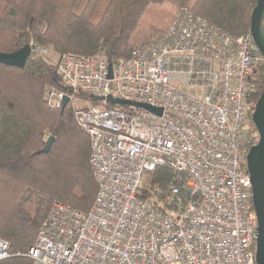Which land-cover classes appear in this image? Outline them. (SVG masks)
<instances>
[{"label":"built area","instance_id":"obj_1","mask_svg":"<svg viewBox=\"0 0 264 264\" xmlns=\"http://www.w3.org/2000/svg\"><path fill=\"white\" fill-rule=\"evenodd\" d=\"M29 45L37 58L52 50ZM262 59L251 34L232 36L187 9L130 57L59 55L54 66L66 90L49 87L44 99L63 109L68 97L91 139L98 192L87 211L52 205L28 253L33 264H256L246 163L250 77ZM109 95L163 113L78 103ZM158 167L172 169L176 184L188 181L190 201L176 216L138 196L144 174ZM10 250L0 238V264Z\"/></svg>","mask_w":264,"mask_h":264},{"label":"trees","instance_id":"obj_2","mask_svg":"<svg viewBox=\"0 0 264 264\" xmlns=\"http://www.w3.org/2000/svg\"><path fill=\"white\" fill-rule=\"evenodd\" d=\"M258 0H0V53H13L32 41L64 55H103L110 61L166 31L150 28V7L177 14L187 9L232 36L250 35ZM171 22V24H172ZM171 26V25H170ZM169 30V29H168ZM251 146L259 139L252 122L264 90V59L250 77ZM49 87L66 90L54 65L31 54L24 68L0 64V238L11 245L6 264H33L28 257L40 227L56 201L89 210L98 184L90 164L91 139L77 125L71 105L51 109ZM86 99V98H85ZM80 99L83 109L104 106ZM110 106V105H109ZM124 109V108H122ZM54 137L48 153L46 139ZM187 179L175 183L169 167L144 174L139 198L176 216L190 201ZM177 185L179 192H173Z\"/></svg>","mask_w":264,"mask_h":264},{"label":"water","instance_id":"obj_3","mask_svg":"<svg viewBox=\"0 0 264 264\" xmlns=\"http://www.w3.org/2000/svg\"><path fill=\"white\" fill-rule=\"evenodd\" d=\"M250 34L254 43L264 59V0H258L252 12ZM31 56V47L26 45L13 53H0V64L24 68ZM109 78H112V66H109ZM96 100L106 101L112 106L143 108L149 112L162 115L163 110L149 104L107 97H95ZM68 97L65 98L64 108L68 105ZM252 122L259 135L258 142L251 146L247 156V168L252 184L253 207L257 215V242H256V264H264V90L255 104L252 113ZM54 137H49L45 147L39 151L48 153L53 145Z\"/></svg>","mask_w":264,"mask_h":264},{"label":"rangeland","instance_id":"obj_4","mask_svg":"<svg viewBox=\"0 0 264 264\" xmlns=\"http://www.w3.org/2000/svg\"><path fill=\"white\" fill-rule=\"evenodd\" d=\"M178 15V14H177ZM173 13L171 11L162 10L155 6L150 7L147 12L143 16V23L150 28L160 29L163 31H168L172 22ZM176 18V17H175ZM58 55V56H56ZM59 57V54L55 53L54 51L50 50L48 56L44 57L51 63L52 65L55 64ZM85 99L84 97H79L78 103H80V107L82 106L81 100ZM86 100V99H85ZM84 105H87L83 103ZM49 138V137H48ZM46 139V142L48 140Z\"/></svg>","mask_w":264,"mask_h":264},{"label":"bare ground","instance_id":"obj_5","mask_svg":"<svg viewBox=\"0 0 264 264\" xmlns=\"http://www.w3.org/2000/svg\"><path fill=\"white\" fill-rule=\"evenodd\" d=\"M258 49V48H257ZM259 53H260V51H259ZM261 54V53H260Z\"/></svg>","mask_w":264,"mask_h":264},{"label":"crops","instance_id":"obj_6","mask_svg":"<svg viewBox=\"0 0 264 264\" xmlns=\"http://www.w3.org/2000/svg\"><path fill=\"white\" fill-rule=\"evenodd\" d=\"M56 56H58V55H56Z\"/></svg>","mask_w":264,"mask_h":264}]
</instances>
